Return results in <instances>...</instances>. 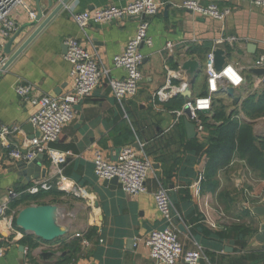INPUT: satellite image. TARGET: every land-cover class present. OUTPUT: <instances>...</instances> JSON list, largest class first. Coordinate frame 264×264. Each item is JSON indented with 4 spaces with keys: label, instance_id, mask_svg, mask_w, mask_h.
<instances>
[{
    "label": "crops",
    "instance_id": "0c3cea01",
    "mask_svg": "<svg viewBox=\"0 0 264 264\" xmlns=\"http://www.w3.org/2000/svg\"><path fill=\"white\" fill-rule=\"evenodd\" d=\"M54 1L58 5L62 0ZM131 1L70 0L0 76V126L21 128L9 137L12 147L27 150L29 140L37 135L30 122L35 108L16 95L19 82L33 85V97H59L72 91L75 81L72 66L66 60L68 40L77 39L96 53L100 65L110 70L112 78L125 77V71L116 68L113 60L124 53L139 21L92 23L84 32L73 21L71 12L94 11L110 4L122 7ZM182 1L158 0L162 9L150 18L152 45L140 48L145 58L141 68L143 81L136 97L117 101L106 76L94 93L76 106L75 119L50 145L66 154V161L60 165L64 168L62 181L56 176L49 152L36 158L39 162L31 175L32 163L9 158L8 150L0 145V203L8 204L7 217L13 219L14 226L10 231L7 223L0 221V244L4 248L0 264H160L151 259L147 245L149 234L165 227L154 200L160 186L169 191L174 224L176 221L185 229L182 231L175 224L184 249L200 247L204 251L199 264H264V243L256 239L264 224V167H252L235 149L231 152L228 133L219 145L215 139L220 135L217 127L222 121L211 115L205 117L203 135L190 138L185 117L176 122L175 113L185 104L182 99H173L162 109H156L151 102L152 95L166 84L167 69L181 71L189 80L190 74L182 68L189 59L200 65L195 83L190 85L193 96L205 94L206 57L217 49L224 50L225 64L238 67L245 78L233 96L242 94L243 99L261 91L264 87H255L261 75L253 72V65L264 57V7L252 5L249 0H201L203 4L232 9L224 21H219L182 9ZM48 5L49 0H24L14 13L18 31L35 21L30 12L37 17L42 8L40 25L54 9ZM34 29H24L8 55L5 46L11 37L0 34V61H8ZM231 38L235 40L230 41ZM168 42L173 43L172 49L167 48ZM199 81L202 86L196 91ZM181 82L173 79L174 84ZM216 99L225 105L228 114L235 110L228 93H217ZM232 119L252 124L264 159V117L252 120L240 115ZM138 143L144 144L154 165L144 194L127 195L119 183L109 186L95 175L96 153L113 162L119 148L136 147ZM48 163L52 169L46 177L35 179ZM201 173L204 179L197 197L194 189ZM49 180L54 182L52 188L34 198L30 188ZM76 188L82 191L80 195L74 193ZM29 204L61 208V222L69 230L63 242H45L16 229L18 212ZM22 246L24 251L20 250Z\"/></svg>",
    "mask_w": 264,
    "mask_h": 264
},
{
    "label": "built area",
    "instance_id": "2783aa9c",
    "mask_svg": "<svg viewBox=\"0 0 264 264\" xmlns=\"http://www.w3.org/2000/svg\"><path fill=\"white\" fill-rule=\"evenodd\" d=\"M252 5L264 7V0H249ZM24 5V0H0V34L4 38L12 37L18 31V25L14 18L17 9ZM181 8L201 17H209L215 20L224 21L231 13V8H221L212 4H203L201 0H183ZM162 9V3L158 0H133L122 7L110 4L94 11L71 12L73 21L78 27L86 32L92 24H109L120 19H136L139 21L135 36L128 42L124 53L114 57L113 64L116 68L125 71V77L112 78L110 70L102 67L96 53L83 47L77 39L67 41L66 60L71 64V75L75 84L71 92L56 97L42 95L33 97V85L31 83L19 82L15 88L16 95L25 103L35 108L31 117V124L37 131L29 140L27 150L10 145L9 137L21 131L17 126H0V145L8 150L9 158L24 163H32L40 155L49 152L51 161L56 165V176L60 181L64 178V168L61 164L66 161V154L59 153L51 148L56 143L64 130V127L71 123L76 115V106L85 98L90 97L101 85L107 76L108 85L113 96L122 103L127 98H134L138 95L143 74L141 71L144 63V55L141 53L142 45H152L149 36L150 18L157 15ZM31 19L36 18L34 12H30ZM230 41L235 38L229 39ZM167 48H173L172 42L167 43ZM215 50L208 53L205 61L206 93L193 96L192 101L187 99L183 109L177 111L176 122L185 119L194 124L197 135L205 131L204 117L211 115L214 105V98L217 93L225 92L233 88L237 90L245 83L241 71L233 64H225L221 70L215 65ZM6 59L0 61V70L6 64ZM254 69H263L264 57L255 61ZM173 79H179L180 84H174ZM264 86V74L259 76V82L255 86ZM191 88L189 80L184 79L181 71L167 69V80L164 87L152 95L151 102L156 109L167 104L175 97ZM257 90V89H255ZM185 108L191 110V115L185 113ZM162 109V108H161ZM154 165L149 158L144 144L137 146L126 145L121 148L120 155L116 161H110L101 153H96L94 158V172L97 177L103 180L118 179L121 190L132 196H139L147 191V178ZM204 176L201 173L195 184V195L201 194V183ZM54 184L52 181H45L34 184L30 188L32 194L41 190L48 191ZM76 195H80V189H74ZM13 195L12 192H10ZM154 200L165 227L153 230L147 239L150 257L160 264H199L205 257L204 251L198 247L196 250L187 251L179 238V231L174 224L173 204L166 187L160 186L154 194ZM7 203H0V221L4 220L10 231H13V219L7 217ZM1 242V238H0ZM4 256V248L0 244V259Z\"/></svg>",
    "mask_w": 264,
    "mask_h": 264
},
{
    "label": "water",
    "instance_id": "95a60500",
    "mask_svg": "<svg viewBox=\"0 0 264 264\" xmlns=\"http://www.w3.org/2000/svg\"><path fill=\"white\" fill-rule=\"evenodd\" d=\"M70 0H62L61 3L58 5L55 4L54 0H49V9H52V12L49 14V16L42 21L40 25L38 23L43 19V10H38V15L35 19V21L29 23L21 29L20 31H17L15 35L11 37L9 42L5 46V54H10L12 52V48L14 46L15 41L17 38L21 35L22 31L26 28H35L34 31L29 35V37L22 43V45L15 51L10 59L6 62L4 67L0 70V76L7 70V68L10 66V64L23 52V50L32 42V40L44 29V27L63 9L66 7ZM165 12L168 10V6L164 8ZM215 54V65L218 70H221L223 66L225 65V53L222 49H217L214 51ZM182 68L186 70L190 76H189V83L194 84L196 79V72L199 71L200 65L196 60H186L182 64ZM253 72L259 75H263L264 71L263 69H253ZM195 73V74H194ZM235 90L233 88L227 89L228 95L233 98ZM183 96H185L187 99L192 101L193 98V91L191 88L185 90L182 93ZM238 103V100L235 101V104ZM185 113L190 116L191 110L189 108H185ZM32 125V124H31ZM186 130L190 138H196L197 132L195 129L194 124H192L189 121L185 122ZM32 127V126H31ZM121 148H119L116 151V154L114 156L113 161H116L118 159V156L120 155ZM38 160H34L32 164H29V173L34 172L36 168V164L38 163ZM33 168V169H32ZM52 169V165L48 163L47 168L41 170V174L37 175L35 179H40L42 177H46V175L50 172ZM33 173H31L32 175ZM107 185L109 186H117L118 185V179L113 178L111 180H106ZM62 219V211L61 208L58 207V205L53 204H45V205H29L24 208H22L15 219V226L16 229L25 233L26 235L34 236L35 238L45 241V242H52L54 240H57L59 238L64 237L69 233L68 228L61 222ZM175 224L179 226V228L182 231H185L184 227L182 225H179L178 222L175 221ZM256 239L264 243V224L261 226L260 232L257 234ZM21 251H24V246L20 247ZM229 250V249H228Z\"/></svg>",
    "mask_w": 264,
    "mask_h": 264
},
{
    "label": "trees",
    "instance_id": "16d2710c",
    "mask_svg": "<svg viewBox=\"0 0 264 264\" xmlns=\"http://www.w3.org/2000/svg\"><path fill=\"white\" fill-rule=\"evenodd\" d=\"M249 88L250 90L253 89L252 86ZM249 96H250L249 98L243 100L242 94L240 95L236 94L232 98L235 109L236 107H238L239 109H241L242 112L246 114V117L252 120L264 117V88L259 92L249 94ZM181 99H182V103H185L187 101V99L185 100V97L183 95H179L174 98V100H181ZM174 100L172 99L171 101ZM236 100H238L237 105H235ZM235 115L236 114L234 112L228 114V112L226 111V107L222 102L217 101V99L214 101L211 117H213L214 120L216 121L223 122L220 127H217V130L221 132L220 135L217 136L215 140L219 141V145L224 143L223 137H227V133H228L230 135L229 137L231 139L232 144L230 145V148L228 146L227 147L230 149L231 152L235 149L237 154H239L240 157L245 158L252 167L255 168H260V166L264 167L263 155L262 152L260 151V148L256 145L258 140L252 129V124L248 122L240 123V121H238L237 119H232V117H234ZM204 123L206 124V120H204ZM211 147L215 148V146L212 145ZM262 148L263 145L261 146V149ZM41 192L43 191L41 190L39 193L33 194L34 198H37V196L42 194ZM27 238H31V237L29 236ZM65 238L66 237L64 236L62 238H59L58 240L59 242H63Z\"/></svg>",
    "mask_w": 264,
    "mask_h": 264
},
{
    "label": "rangeland",
    "instance_id": "374dc122",
    "mask_svg": "<svg viewBox=\"0 0 264 264\" xmlns=\"http://www.w3.org/2000/svg\"><path fill=\"white\" fill-rule=\"evenodd\" d=\"M201 86H202V85H201V82H200V81H199V83L197 82L196 85H195V89H196V91H197V90H200V89H201ZM249 94H251V93H249ZM249 94H247L246 96H244V97H243V100L249 98V97H250ZM239 110H240V111H239ZM239 110H236V109H235V110L232 111V113L234 112V113L236 114L235 116H240V115L246 116V114H245L244 112H242L241 109H239ZM239 112H240V113H239ZM223 121H224V120H223Z\"/></svg>",
    "mask_w": 264,
    "mask_h": 264
}]
</instances>
